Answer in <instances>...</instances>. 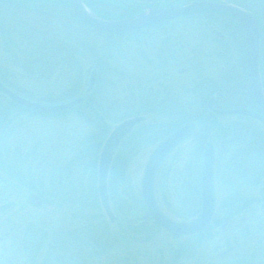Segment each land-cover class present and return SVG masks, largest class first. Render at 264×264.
Here are the masks:
<instances>
[{"label": "trees", "instance_id": "16d2710c", "mask_svg": "<svg viewBox=\"0 0 264 264\" xmlns=\"http://www.w3.org/2000/svg\"><path fill=\"white\" fill-rule=\"evenodd\" d=\"M193 1L200 0H84V3L103 19L121 20L142 13L144 10L142 7L176 6ZM210 1L226 2L242 7L256 17L261 30V71L264 81V0ZM185 17L197 20L194 26L209 28L214 24L221 28L222 37H211L209 33L201 35L203 38L201 40H211L215 43V46L211 47L212 52L205 53L204 56H214L224 62L219 81L204 76L201 73V64L194 60H186L187 72L192 70L198 76L193 80V87L187 92L186 100L176 98L177 95L174 94L159 98L152 92L143 90L136 99L130 100L126 111L119 115L120 105L111 104L106 96L110 87V75H115L113 79L115 81L122 71L116 65L111 47L98 46L94 35H100L106 40L114 37L118 40L132 38L140 45L143 35L146 34L145 31L162 27L170 21L131 33L108 34L91 28L71 5L63 1L0 0V38L3 41L2 48L6 52L5 59L0 57V79L12 89L41 102H63L76 97L84 88L87 71L84 70L82 59H90L93 63L90 66H96L99 71L95 90L80 107L73 111L79 113L85 108L94 111L95 132L83 140L74 158L75 163L79 161L84 164L88 186L83 188L82 193L72 196L73 199L81 202L82 208L88 204L90 211L79 216L78 230L53 234L50 245L56 244L57 250L62 252L61 255L65 257L67 255V260L62 262L58 256H55L53 261L46 260L47 263L85 264L103 257L108 251L113 250V247H121L120 236L110 231L111 225H115L116 221H118L116 224L118 229L124 228L121 230L124 237L129 232L141 234L160 229L154 225L141 224L144 222L142 217L146 208L141 194H137L134 187L129 185L126 174L130 163L141 149L145 146H156L185 123L193 122L197 126L196 134L190 139L195 157L187 166L182 187L179 189L182 191L179 196L188 199L189 202L186 199L184 201L190 204H185L187 208L181 209L169 203V210L177 218L175 220L190 221L201 210L200 176L203 152L206 143L210 141L213 143L212 139L215 137L221 138L223 151L230 153L229 161L232 162L228 161L226 174L230 177L229 185L236 190L234 195L237 189L259 185L261 178L264 177V122L243 115H234L237 120H231L224 126L219 122L221 116L214 114L208 107L210 99L215 97L214 108L218 110L256 109L247 81L244 28L237 19L217 13L204 12ZM195 49L198 50V46ZM169 55L161 60V67L177 63L175 55L172 61ZM13 69H17L18 73ZM28 82H35L47 88L55 86L58 92L39 96L38 93L26 88ZM151 112L167 117V122L140 123L123 139L113 156L108 176L111 207L116 214L132 222L127 220L125 224L116 217L115 223L111 224L102 212L97 185L102 147L113 129L112 123ZM16 114L39 116L17 107L0 95V127L2 128ZM167 161L159 172L155 186L156 193L160 191L163 195L162 181H164ZM216 165L215 177L219 179L221 170L217 162ZM52 185L55 186L53 181ZM37 192L40 193V190ZM163 198L166 201L165 195ZM238 200L235 196H232V199L227 197L221 203L220 209H216L213 223L220 226L231 222L234 216L249 207V204H243L242 200ZM219 213H222L220 218L217 217ZM85 218L90 220L84 222ZM212 225L206 233V238L211 232ZM189 240L187 245L180 244L179 250L175 251V261L180 260L183 251L187 253L202 241L199 236L191 237ZM37 248L40 250L41 245L37 244L33 253L39 251H36Z\"/></svg>", "mask_w": 264, "mask_h": 264}, {"label": "rangeland", "instance_id": "374dc122", "mask_svg": "<svg viewBox=\"0 0 264 264\" xmlns=\"http://www.w3.org/2000/svg\"><path fill=\"white\" fill-rule=\"evenodd\" d=\"M196 21L181 17L162 27L145 31L140 45L132 38L106 40L94 35L98 46L111 47L116 65L122 71L115 81V75H110L106 96L111 104L120 105L119 115L126 111L130 100L136 99L143 90L159 98L174 94L176 98L186 100L193 80L198 77L197 73L185 69L188 60L201 64L204 76L219 81L224 62L214 56H204L212 52L211 47L215 43L201 40V35L209 33L211 37H222V30L214 24L209 28L194 26ZM1 43L0 38V57L5 59L6 52ZM197 46L198 50L195 49ZM167 52L171 55V61L175 55L177 63L161 67L160 62L168 55ZM82 62L86 71L93 64L88 58L82 59ZM14 71L18 73L17 69ZM25 86L39 96L58 92L55 86L47 88L35 82H28ZM93 116L94 111L86 108L79 113L70 112L63 116L16 114L0 127V264H64L63 260H67V255H61L57 245L51 246L50 243L55 232L78 230L79 216L90 211L88 204L82 208L81 202L72 196L82 193L83 188L88 186L84 164L79 161L75 163L74 158L83 140L95 132ZM143 116L144 123H166L168 120L159 113L151 112ZM231 120L237 119L234 116H221L219 122L225 126ZM119 123L116 121L112 126ZM212 140L216 162L221 170L219 179H216L217 209L227 197L232 199L235 196L243 204H249L246 210L234 216L231 222L220 226L213 223L208 237L179 261L171 260V240L166 233L129 232L124 237L121 232L124 228L118 229L116 221L110 231L120 236L122 246L113 247L103 257L85 264H125L126 261L131 264H264V177L259 185L237 189L234 195L236 190L229 185L230 177L226 174L230 153L223 151L221 138ZM154 149L155 146L141 149L127 170L129 185L134 187L137 194H141L145 167ZM194 157L193 143L189 140L167 161L161 183L168 203L160 191L156 197L161 209L170 218L177 219L169 210V203L181 209H186L185 204H190L188 199L179 196L182 194L179 189L187 166L194 161ZM34 196L39 199V206L33 204ZM114 213L125 224L127 220L132 222ZM221 215L219 213L217 217ZM87 220L90 219L85 218L84 222ZM37 244L41 245V249L37 248L36 251H39L33 253ZM55 256L62 262H46L53 261Z\"/></svg>", "mask_w": 264, "mask_h": 264}, {"label": "water", "instance_id": "95a60500", "mask_svg": "<svg viewBox=\"0 0 264 264\" xmlns=\"http://www.w3.org/2000/svg\"><path fill=\"white\" fill-rule=\"evenodd\" d=\"M71 5L78 15L94 30L109 33H131L143 28L198 13H217L237 19L243 26L246 43V71L247 81L252 98L258 111L248 109H213L214 98L209 102V108L216 115H243L264 122V82L261 72V30L256 17L246 9L219 1H193L190 3L154 7H142V13L121 20H107L92 11L84 0H59ZM99 71L96 66L87 70L86 82L82 92L76 97L58 103H44L28 98L0 79V95L19 108L40 115H62L76 110L93 93L98 83ZM143 117H132L120 122L114 127L106 139L99 158L98 192L102 208L111 222L115 221V214L111 207L108 192V174L112 158L122 140L143 121ZM196 133V126L192 122L185 123L163 139L146 164L141 182V195L146 208L143 220H152L153 224L167 231L173 238L200 234L204 236L212 222L216 210V195L214 183L215 150L209 142L206 144L201 170L202 207L199 215L192 221L180 222L167 217L159 207L155 194L156 178L168 157L187 139ZM36 200V201H35ZM33 204L40 205L39 199L33 197Z\"/></svg>", "mask_w": 264, "mask_h": 264}, {"label": "flooded vegetation", "instance_id": "af4514ba", "mask_svg": "<svg viewBox=\"0 0 264 264\" xmlns=\"http://www.w3.org/2000/svg\"><path fill=\"white\" fill-rule=\"evenodd\" d=\"M215 98V97H214ZM215 102V101H214ZM214 105V104H213ZM141 224H144V225H149V226H151V225H153L151 222H141ZM152 232V234H157V233H159V232H163V233H166L168 236H169V238H170V240H171V248H172V256H171V260L172 261H175V251L176 250H179V247H180V244H185V245H187V243L188 242H190V238L191 237H196V236H199L201 239H202V241L203 240H205L206 239V236L205 237H203L202 235H200V234H196V235H189V236H185V237H180V238H178V239H176V238H173L167 231H165V230H163V229H158V230H155V231H151ZM151 232L150 231H147V232H145V233H147V234H151ZM202 241H200L199 242V244L202 242ZM199 244L198 245H195L193 248H191V250L189 249L188 251H187V253H184V251L182 252L183 253V255H182V257L180 258V259H182V258H185V257H187L193 250H195L198 246H199ZM151 257H149V259H150ZM165 260V259H164ZM125 264H131L130 262H128V261H126V263ZM133 264V263H132ZM158 264H165V263H158ZM167 264H171V263H167Z\"/></svg>", "mask_w": 264, "mask_h": 264}]
</instances>
